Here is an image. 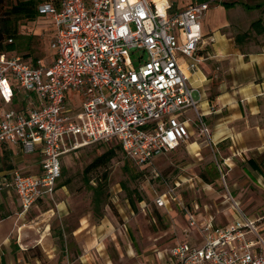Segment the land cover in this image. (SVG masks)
<instances>
[{
  "label": "built area",
  "instance_id": "2783aa9c",
  "mask_svg": "<svg viewBox=\"0 0 264 264\" xmlns=\"http://www.w3.org/2000/svg\"><path fill=\"white\" fill-rule=\"evenodd\" d=\"M209 3L191 2L177 11L163 0L39 3L38 14L52 26V57L44 62L0 52V146L26 154L38 150L40 168L36 174L19 168L0 173V190H13L24 210L40 199L53 201L60 157L91 144H117L145 166L188 140L190 111L199 134L208 136L189 73L200 60V19ZM70 90L77 93L71 96ZM15 101L20 105L13 106ZM215 166L232 209L228 223L196 219L178 195V184L154 198L158 207L172 201L183 210L201 241L172 246L171 264H264V222L232 196L227 164L216 160Z\"/></svg>",
  "mask_w": 264,
  "mask_h": 264
},
{
  "label": "crops",
  "instance_id": "0c3cea01",
  "mask_svg": "<svg viewBox=\"0 0 264 264\" xmlns=\"http://www.w3.org/2000/svg\"><path fill=\"white\" fill-rule=\"evenodd\" d=\"M163 1L170 11H177L191 2L206 0ZM208 1L209 8L200 19L202 39L196 50L200 60L189 73V81L200 93L198 110L208 128L210 146L215 148L228 168L245 159L257 166L250 156L264 152V32L252 34L238 44L234 36L247 30L258 18L264 25V0ZM182 61L185 63L187 59ZM19 105L17 101L13 103V106ZM190 112L193 114L192 117L188 115L192 120L190 137L169 152L184 148L188 153L198 155L206 150L204 139L191 140L193 135L200 137V134L193 128L197 120L194 112ZM11 158L12 163L7 162V167H1L0 173L12 168L29 174L38 173L41 159L38 150L26 154L10 144H2L0 161ZM61 184L57 183L54 207L42 205L45 199H40L25 210L13 190H0V264H128L134 260L125 251L101 254L100 248L105 242L102 236L113 234L115 230L114 216L106 213L96 221L94 208L74 215L62 199L65 184ZM12 195L18 201L16 205L11 203ZM193 206L187 207L196 219L211 216L200 212L197 203ZM156 207L172 209L171 203ZM141 208L145 213L142 204ZM184 219L187 224L185 235L172 246L179 242L200 245L199 235L189 227L185 214ZM214 222L223 225L216 217ZM68 242L71 248L63 250L62 244ZM172 246L156 253L153 258L158 264L173 262L169 254ZM143 257L138 259L141 263L149 259Z\"/></svg>",
  "mask_w": 264,
  "mask_h": 264
},
{
  "label": "rangeland",
  "instance_id": "374dc122",
  "mask_svg": "<svg viewBox=\"0 0 264 264\" xmlns=\"http://www.w3.org/2000/svg\"><path fill=\"white\" fill-rule=\"evenodd\" d=\"M14 1L7 0V3ZM16 25L18 37L13 39L16 46L13 52L49 62L52 57V50L49 48L52 26L48 16L38 15L32 20L18 19ZM129 28L134 30L135 24L129 23ZM76 93L69 91L71 96ZM188 115L193 116L191 112ZM194 124L193 128L199 133L198 122ZM194 139H204L206 150L194 155L179 148L156 155L145 166L136 165L121 149L116 148L115 156L105 166L84 172L94 158L117 144H91L60 157L61 172L57 183L65 184L62 199L69 210L78 215L94 208L97 213L96 221L106 213L115 218L113 234L102 236L105 242L101 245V254L125 251L134 259L128 264H158L153 258L156 253L172 246L185 235L184 228L187 224L183 210L172 201V209L157 208L154 204V198L158 194L165 191L167 186L177 183L179 185L176 191L185 206L192 208L197 203L200 212L214 215L212 217H216L217 222H223L222 224L231 220L232 209L222 196L215 166V161L222 159L215 148L210 146L208 136L193 135L191 140ZM250 157L257 164L256 168L247 159L230 168L225 166L228 169L227 183L232 196L240 202L245 212L254 219L260 217L264 222V152ZM7 162L11 164L12 158L0 161V168L7 167ZM103 173H107V178L102 179L100 184L106 195L103 200L99 199V203L94 204L92 187ZM128 193L135 200V207L129 204ZM138 196L143 198L142 203L136 201ZM10 198L13 205L18 203L13 195ZM56 198L53 201L45 199L42 205L54 207ZM141 204L146 209L145 213ZM61 247L63 250L71 248L69 242ZM143 256L149 259L141 263L138 259Z\"/></svg>",
  "mask_w": 264,
  "mask_h": 264
},
{
  "label": "trees",
  "instance_id": "16d2710c",
  "mask_svg": "<svg viewBox=\"0 0 264 264\" xmlns=\"http://www.w3.org/2000/svg\"><path fill=\"white\" fill-rule=\"evenodd\" d=\"M43 0H15L13 3L8 4L7 0H0V52L2 51H14L16 46L13 39L18 37V30L16 25V20L25 19L32 20L36 16L40 15L37 12V6ZM15 19V21H14ZM264 32V25L262 19L258 18L250 23V26L245 31H240L234 36L235 43H240L241 40L245 38H250L252 34H259ZM11 39V41H9ZM35 59V58H33ZM116 148L120 147L116 145L115 147H110L108 150L103 152L101 155L93 159V161L86 166L84 169L85 173L98 167L105 166L112 157L116 154ZM249 163L253 168L256 165L249 160ZM107 173H103L102 176L97 180V184L92 187L93 189V201L94 203H99V199L105 198L104 187L100 184V181L106 180ZM61 185H64L62 183ZM129 204L135 207V200L132 195L128 193ZM143 198L137 197L136 201L140 202Z\"/></svg>",
  "mask_w": 264,
  "mask_h": 264
}]
</instances>
